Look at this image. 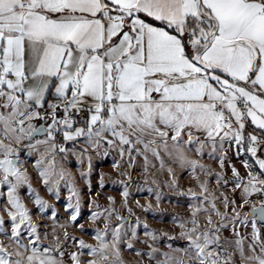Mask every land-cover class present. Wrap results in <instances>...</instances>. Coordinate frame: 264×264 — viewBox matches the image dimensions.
Listing matches in <instances>:
<instances>
[{
	"label": "snow or ice",
	"instance_id": "6c2138e0",
	"mask_svg": "<svg viewBox=\"0 0 264 264\" xmlns=\"http://www.w3.org/2000/svg\"><path fill=\"white\" fill-rule=\"evenodd\" d=\"M80 140L86 147L77 150ZM22 147L39 153L34 168L49 193L59 199L60 183L68 187L73 225L81 201L63 163L69 154L115 150L129 167L142 158L145 173L158 164L173 177L170 188L173 165L187 169L195 184L178 193L189 198L187 215L173 217L178 235L145 222L148 250L134 249L141 221L130 224L109 197L90 216L104 224L93 229L95 243L59 225L63 240L53 227L45 245L49 233L21 189L54 223L57 212L33 188ZM230 149L249 157L244 174ZM205 155L221 170L201 163ZM229 184L232 197L219 190ZM0 186V264H66L69 240L78 249L67 253L70 264H124L122 244L155 264H264V0H0ZM122 195L127 206V186ZM162 198L155 190V207H137L155 214ZM160 235L166 251L152 246Z\"/></svg>",
	"mask_w": 264,
	"mask_h": 264
},
{
	"label": "rangeland",
	"instance_id": "374dc122",
	"mask_svg": "<svg viewBox=\"0 0 264 264\" xmlns=\"http://www.w3.org/2000/svg\"><path fill=\"white\" fill-rule=\"evenodd\" d=\"M34 123L37 125V121H34ZM42 123H45V121H42ZM247 131L251 132L253 130L247 129ZM43 138V136L36 137V139ZM59 142L62 143L63 141L61 140ZM24 143L27 144V141ZM67 147L72 148L73 145L69 143ZM75 147L79 150L80 148L86 147V144L83 140H80ZM105 147L107 146L105 145ZM41 151H43V149H41ZM191 156L193 159H200L195 153H192ZM38 158L39 153L22 147L20 160L23 161V166L28 170L33 188H35L57 212L55 223L50 218L51 210L43 215L35 210L26 188L21 189L20 195L24 199L26 205L32 209L34 221L40 223L42 234L43 232L49 233L48 239L43 241L45 245L52 242L53 237L51 232L53 227H56V234L60 235L63 240L62 232L65 229H61L59 225H65L70 236L83 239L88 243H95L93 229L103 228L104 224L101 222H93L90 216L92 211L95 210L96 205H99L101 210L108 208L109 205L112 204L109 197L115 199L114 207L121 215L128 216L130 224L135 225L137 217L141 221V224L136 228V240H132L130 229H128L126 239L132 240L134 249H139L141 252H146L148 250V245L141 242L145 239V229L143 228V223L145 222L150 229L156 230L158 235L164 232H167L169 236L178 235L180 229L177 227L173 217H185L187 215V205L189 202L188 197L181 196L178 193L179 191H187V189L194 187L195 184L193 176L187 169L173 165L176 184L170 188L168 184L173 180V177L165 170H160L158 164L156 168H151L148 173H145L143 170L142 158L138 157L133 166L129 167L127 157L122 159L115 150H109L108 155H104V149L97 152L89 148L88 152L80 159L75 155L69 154L67 159L63 160V163L67 171L71 174V178L79 192L81 201L80 216L76 224L73 225L68 220L70 212L65 211L66 205L69 203V196L71 195L68 187L63 182L60 183L59 199H57L55 194L49 193L34 168L35 160ZM231 159V163L240 171H245L242 162L246 160V158H244L243 155L239 157L235 155ZM117 163H119V168L114 166ZM201 163H204L215 171L221 170L219 164L215 160L210 159L207 155L201 159ZM89 165H91V167H89ZM223 171L226 176L231 178L232 173L228 165L225 166ZM122 172H127L128 175H121ZM81 173H84V175H81ZM129 177H131V179H129ZM101 180H103V186H101ZM153 181H156V183H153ZM210 183L214 189L217 187L214 180H211ZM125 186H127L129 192L127 206H125L124 197L122 195ZM148 188H152L154 190L153 193H149L147 190ZM231 188L232 185L229 184L219 190L232 197L234 194ZM155 190L161 192L163 196L159 202V211L157 213L144 212L137 207V201H139L141 205H146L151 202L155 207L157 203L155 199ZM0 192L6 193V188L0 186ZM235 195L238 199V194ZM72 202H75L74 199ZM5 203L6 200L0 197V215H5V219H7L6 214L3 212ZM128 208L132 209V214H129L127 211ZM112 223H116L115 218H113ZM79 224L84 225L85 231L79 230ZM228 234V232H225V235ZM0 239H3V237H0ZM149 243H151V241ZM168 243V239L160 235L158 242L152 246L159 248L161 251H166ZM175 243L176 245H182L183 241L177 240ZM64 248L66 252V264H70L67 253L77 251L78 249L73 246V241L71 240L65 242ZM121 256L124 264H155V262L150 261L146 255L137 256L135 250H130L123 244L121 245ZM83 259L86 260L88 257L85 255Z\"/></svg>",
	"mask_w": 264,
	"mask_h": 264
},
{
	"label": "crops",
	"instance_id": "0c3cea01",
	"mask_svg": "<svg viewBox=\"0 0 264 264\" xmlns=\"http://www.w3.org/2000/svg\"><path fill=\"white\" fill-rule=\"evenodd\" d=\"M48 99H52L51 95H49ZM37 122H39V121H37ZM82 123H83V122H82ZM82 123H78L77 126H81ZM250 126H251V125H249L247 129H249ZM228 155H229V159H230V161H232L231 158L235 156V151H234V149H230ZM243 156H244V158H246V160L249 159V157H248L247 155H243ZM234 160H235V159H234ZM240 172H241V174H244V173H245V171H240Z\"/></svg>",
	"mask_w": 264,
	"mask_h": 264
},
{
	"label": "built area",
	"instance_id": "2783aa9c",
	"mask_svg": "<svg viewBox=\"0 0 264 264\" xmlns=\"http://www.w3.org/2000/svg\"><path fill=\"white\" fill-rule=\"evenodd\" d=\"M85 115L86 114L82 113V114H78L76 116V120L78 121V123H82L83 122V120L85 118ZM58 140L61 141L62 139L60 137H58Z\"/></svg>",
	"mask_w": 264,
	"mask_h": 264
},
{
	"label": "trees",
	"instance_id": "16d2710c",
	"mask_svg": "<svg viewBox=\"0 0 264 264\" xmlns=\"http://www.w3.org/2000/svg\"><path fill=\"white\" fill-rule=\"evenodd\" d=\"M40 123H42V121L37 122V125L40 124ZM249 129H252L253 130V127L250 126Z\"/></svg>",
	"mask_w": 264,
	"mask_h": 264
},
{
	"label": "water",
	"instance_id": "95a60500",
	"mask_svg": "<svg viewBox=\"0 0 264 264\" xmlns=\"http://www.w3.org/2000/svg\"><path fill=\"white\" fill-rule=\"evenodd\" d=\"M40 124H42V123H40ZM38 125H39V124H38ZM38 125H37V126H38ZM37 137H42V136H37ZM125 217H128V216H125Z\"/></svg>",
	"mask_w": 264,
	"mask_h": 264
}]
</instances>
